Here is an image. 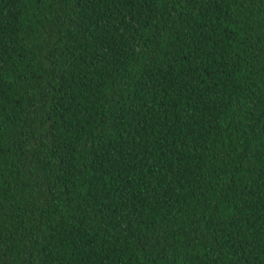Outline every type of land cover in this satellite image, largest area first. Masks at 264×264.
I'll list each match as a JSON object with an SVG mask.
<instances>
[{
    "label": "trees",
    "instance_id": "trees-1",
    "mask_svg": "<svg viewBox=\"0 0 264 264\" xmlns=\"http://www.w3.org/2000/svg\"><path fill=\"white\" fill-rule=\"evenodd\" d=\"M0 264H264V0H0Z\"/></svg>",
    "mask_w": 264,
    "mask_h": 264
}]
</instances>
